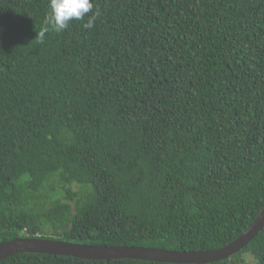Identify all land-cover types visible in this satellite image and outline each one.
<instances>
[{"label":"trees","instance_id":"obj_1","mask_svg":"<svg viewBox=\"0 0 264 264\" xmlns=\"http://www.w3.org/2000/svg\"><path fill=\"white\" fill-rule=\"evenodd\" d=\"M92 2L41 42L48 0H0V245L229 246L264 210V0Z\"/></svg>","mask_w":264,"mask_h":264},{"label":"water","instance_id":"obj_2","mask_svg":"<svg viewBox=\"0 0 264 264\" xmlns=\"http://www.w3.org/2000/svg\"><path fill=\"white\" fill-rule=\"evenodd\" d=\"M264 228V210L229 246L212 252L178 253L135 247H93L39 239H17L0 245V262L17 254H43L86 261L135 260L164 264H213L225 261L246 247Z\"/></svg>","mask_w":264,"mask_h":264},{"label":"clouds","instance_id":"obj_3","mask_svg":"<svg viewBox=\"0 0 264 264\" xmlns=\"http://www.w3.org/2000/svg\"><path fill=\"white\" fill-rule=\"evenodd\" d=\"M94 3L92 0H48V13L45 17L47 27L38 35L43 42L46 33L51 30L55 33H61L69 27L71 21L83 20L85 16L93 11ZM100 15L96 10L83 24L85 29L94 27V21Z\"/></svg>","mask_w":264,"mask_h":264}]
</instances>
